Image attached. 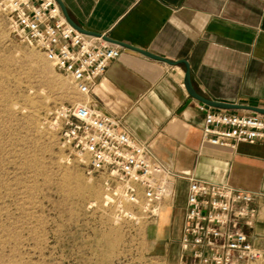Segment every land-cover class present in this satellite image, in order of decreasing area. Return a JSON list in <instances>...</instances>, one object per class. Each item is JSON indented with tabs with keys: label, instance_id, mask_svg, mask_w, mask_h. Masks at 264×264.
Returning <instances> with one entry per match:
<instances>
[{
	"label": "crops",
	"instance_id": "0c3cea01",
	"mask_svg": "<svg viewBox=\"0 0 264 264\" xmlns=\"http://www.w3.org/2000/svg\"><path fill=\"white\" fill-rule=\"evenodd\" d=\"M62 1L78 25L117 41L113 44L187 61L192 83L204 97L264 109V0ZM186 71L184 64L170 65L122 46L121 57L89 98L102 113L121 118L134 139L149 144L181 175L229 182L252 193L256 217L241 228L264 250V141L235 149L204 142L202 102L188 92ZM188 187L187 180H176L174 196L161 205L157 234L182 231Z\"/></svg>",
	"mask_w": 264,
	"mask_h": 264
},
{
	"label": "rangeland",
	"instance_id": "374dc122",
	"mask_svg": "<svg viewBox=\"0 0 264 264\" xmlns=\"http://www.w3.org/2000/svg\"><path fill=\"white\" fill-rule=\"evenodd\" d=\"M84 98L0 11V264H193L181 230L106 204L103 178L66 144L57 111Z\"/></svg>",
	"mask_w": 264,
	"mask_h": 264
},
{
	"label": "built area",
	"instance_id": "2783aa9c",
	"mask_svg": "<svg viewBox=\"0 0 264 264\" xmlns=\"http://www.w3.org/2000/svg\"><path fill=\"white\" fill-rule=\"evenodd\" d=\"M16 36L40 49L88 98L62 106L57 117L65 122V142L86 164L91 177L101 176L105 203L142 207L149 218L158 217L161 205L174 196L176 180L189 183L181 245L193 264H252L264 262L241 228L252 225L254 195L229 182L184 176L159 159L147 143L134 139L119 117L93 106L90 94L110 65L122 55V46L103 36L86 35L66 18L57 0H0ZM203 140L212 145L237 148L240 143L264 141V115L216 110L205 103Z\"/></svg>",
	"mask_w": 264,
	"mask_h": 264
},
{
	"label": "water",
	"instance_id": "95a60500",
	"mask_svg": "<svg viewBox=\"0 0 264 264\" xmlns=\"http://www.w3.org/2000/svg\"><path fill=\"white\" fill-rule=\"evenodd\" d=\"M58 3L60 4L63 12H64V15L66 16L67 20L77 29L79 30L80 32L86 34V35H91V36H103L101 33H95V32H91V31H88L84 28H82L80 25H78L73 19L72 17L70 16L67 8H66V5L64 4V2L62 0H57ZM106 40H108L109 42H117V41H114L113 39L109 38L108 36H105L104 37ZM121 44L122 46H125V47H128V48H131V49H134L136 51H139L141 52L142 54L148 56V57H151V58H154V59H157V60H160V61H163V62H166L170 65H178V64H184L187 68V71H186V76H185V85H186V88L188 90V92L190 93L191 96H193L194 98H196L197 100L201 101L202 103H205L207 104L208 106H211V107H217V108H222V109H241V108H247V109H250V110H253L259 114H263L264 115V109H261V108H256V107H249V106H241V105H234V104H227V103H220V102H216V101H212L206 97H204L203 95H201L200 93H198V91L195 89L193 83H192V79H191V70H190V66H189V63L187 61H172L170 59H166L164 57H161V56H158V55H155L149 51H146L144 49H140V48H137V47H134L133 45H129L127 43H119Z\"/></svg>",
	"mask_w": 264,
	"mask_h": 264
}]
</instances>
